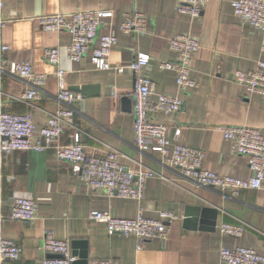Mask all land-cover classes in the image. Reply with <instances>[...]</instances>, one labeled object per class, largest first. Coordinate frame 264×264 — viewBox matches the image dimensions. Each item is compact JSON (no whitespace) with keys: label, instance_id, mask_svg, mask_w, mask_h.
<instances>
[{"label":"crops","instance_id":"1","mask_svg":"<svg viewBox=\"0 0 264 264\" xmlns=\"http://www.w3.org/2000/svg\"><path fill=\"white\" fill-rule=\"evenodd\" d=\"M3 17L10 21L0 33V41L11 46L10 61L32 62L38 72L48 73L41 87V98L24 101L28 82L0 68V104L13 113H31L38 126L45 125L51 112L65 105L58 99L60 88L55 68L44 57L50 46H66L71 42L68 31L42 29L34 17L41 14L71 12L80 9H111L114 17L106 20L102 32H109L112 21L118 33V44L112 49L110 62L118 71L97 69L90 55L72 61L63 49L60 67L65 84L81 94L74 105L75 123L81 130V143L90 154L104 156L117 149L121 163L130 171L149 168L156 171L146 181L141 200L109 197L93 192L75 175L72 165L60 161L55 148L43 151H15L0 166L1 227L6 237L22 247L18 260L0 264H41L50 258L43 246L45 231H53L60 239H70L72 249L87 250L89 264L95 259L113 258L118 264H219L221 246H245L264 254V185L260 189H243L239 195L199 184L169 165L158 151L140 150L134 138V103L132 91L135 74L127 65L140 53L151 59L144 74L155 84L157 92H178L174 73L162 70L159 62L174 59L169 39L191 33L201 42L192 66L197 86L184 92L185 107L176 115H160L158 119L172 129L181 128L172 141L203 149L206 169L239 178H249L247 157L235 151L220 126L249 125L264 129V95L250 93L233 81L236 70L256 68L261 53V35L234 14L232 0H208L200 17L192 19L177 12L178 0H3ZM134 10L148 17V32L139 36L119 32L123 13ZM107 24V25H106ZM67 128L62 143L72 141ZM17 196L34 199L37 216L32 221L11 220L10 210ZM203 206L217 207L213 217L195 214ZM92 210L110 211L118 217L144 216L158 218L163 210L179 218L169 223L166 238H152L138 249L137 238L120 232L110 234L107 225L93 221ZM223 222L242 224L241 237L222 235ZM73 241H84L73 247ZM52 258V257H51ZM78 259V256H77Z\"/></svg>","mask_w":264,"mask_h":264},{"label":"built area","instance_id":"2","mask_svg":"<svg viewBox=\"0 0 264 264\" xmlns=\"http://www.w3.org/2000/svg\"><path fill=\"white\" fill-rule=\"evenodd\" d=\"M208 0H178L177 12L192 19L200 17ZM3 0H0V33L9 19L3 17ZM235 16L243 23L251 25L261 35V53L264 54V0H232ZM114 17L111 9H80L71 12H56L37 15L35 20L47 31H68L71 42L66 46H50L44 49V57L55 68L60 88L58 99L65 105L50 113L45 125L38 126L31 113H13L0 104V166L4 158L15 151H43L55 148L60 161L70 163L75 175L87 184L93 192L105 193L109 197H123L141 200L144 197L146 181L156 171L139 168L137 171L126 169L121 163V153L111 149L106 155L90 154L81 143V130L75 123L74 105L82 100L81 94L71 90L64 81L65 70L60 67L63 49L72 61H80L90 55L97 69L118 71L123 65L114 67L110 62L112 49L118 44V33L114 24L109 23V32H102L106 20ZM107 25V24H106ZM119 32L139 36L148 32V17L134 10L123 13L118 23ZM169 48L175 54L174 59L159 62L162 70L172 71L178 92L175 94L157 92L154 82L144 74V68L150 62V55L138 53L127 65L135 74L132 91L134 103V138L136 146L142 150H154L162 154L164 160L177 167L182 174L199 184L239 195L243 189H260L264 185V129L249 125L220 126L226 140L233 142L237 153L247 157L251 171L249 178H239L206 169L203 149L190 147L179 142L181 128L172 127L158 119L160 115L179 114L185 107L184 92L197 86L192 77V66L196 53L201 48L200 40L191 33H181L169 39ZM11 46L0 41V68L25 79L29 87L22 95L24 101H36L41 98V87L46 83L48 73L38 72L32 62L10 61L7 53ZM237 84L244 86L250 93L264 95V60L257 62L250 71L236 70L232 77ZM67 128L72 130V141L62 143ZM38 205L27 196H17L10 210L11 220L32 221L36 218ZM89 217L93 221L107 225L110 234L120 232L137 238L138 249L152 238H166L169 223L179 218L170 210L160 212L158 218L144 216L141 211L137 217H118L110 211L92 210ZM3 216L0 215V225ZM245 231L242 224L223 222L219 225L222 235L241 237ZM43 250L59 257L44 258L41 264H73L77 256L73 254L70 239L57 238L53 231H45ZM21 245L3 234L0 226V261L18 260L22 255ZM219 264H264V254L253 248L221 246ZM92 264H118L113 258L95 259Z\"/></svg>","mask_w":264,"mask_h":264},{"label":"water","instance_id":"3","mask_svg":"<svg viewBox=\"0 0 264 264\" xmlns=\"http://www.w3.org/2000/svg\"><path fill=\"white\" fill-rule=\"evenodd\" d=\"M219 210L217 207H210V206H203L195 209V214L201 215L202 217L212 216L213 217V224L217 222ZM84 241H73V247H78L83 245ZM75 256H78V259L73 264H89V254L87 250H82L77 252L75 249L73 251ZM51 257H59V254H51Z\"/></svg>","mask_w":264,"mask_h":264}]
</instances>
